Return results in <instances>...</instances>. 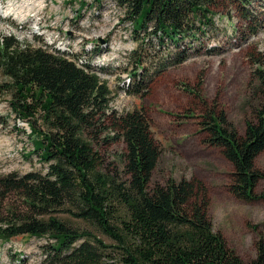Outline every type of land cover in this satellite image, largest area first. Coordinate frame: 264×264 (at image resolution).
<instances>
[{
  "label": "trees",
  "instance_id": "16d2710c",
  "mask_svg": "<svg viewBox=\"0 0 264 264\" xmlns=\"http://www.w3.org/2000/svg\"><path fill=\"white\" fill-rule=\"evenodd\" d=\"M121 1L133 32L174 47L153 76L188 58L195 41L217 29L216 15L238 32L233 9L246 22L242 38L255 33L260 21L248 7L251 0ZM41 42L21 45L12 35L0 38V92L28 124L32 149L26 157L35 153L45 165L44 172L0 174L1 240L18 235L47 239L38 264H106L116 249L120 264H264V237L246 262L214 229L199 182L182 178L150 184L159 148L144 108L118 114L109 108L110 89L89 60ZM249 60L256 106L244 132L230 126L221 110L208 108L201 122L206 141L232 164V193L244 200L255 196L263 176L255 159L264 151V50L251 53ZM141 63L136 57L129 93H143L151 80ZM116 139L124 143L120 167L100 150ZM61 212L88 223L112 244L68 225L58 217Z\"/></svg>",
  "mask_w": 264,
  "mask_h": 264
},
{
  "label": "rangeland",
  "instance_id": "374dc122",
  "mask_svg": "<svg viewBox=\"0 0 264 264\" xmlns=\"http://www.w3.org/2000/svg\"><path fill=\"white\" fill-rule=\"evenodd\" d=\"M37 1V8L30 12L33 23L24 28L20 17L1 12L0 38L12 35L21 45H40L42 40L48 47L78 54L80 59L89 60L110 89L109 108L118 114L144 108L159 148L150 184L165 185L182 178L199 182L214 229L243 261L252 260L257 240L264 237V151L255 159L256 168L263 173L254 187L255 196L252 200L241 199L230 189L231 162L218 146L206 141L201 122L208 108L221 110L230 126L242 134L246 120L254 119L256 98L249 55L264 50V0H251L248 4L260 20L255 33L242 38L247 31L246 22L233 9L230 15L238 32L228 19L216 15L217 29L195 41L182 63L168 66L156 76L152 72L169 59L174 47L168 41L159 46L157 38L143 31L133 32L121 0ZM135 49L137 53L132 57ZM138 56L142 61L140 68H145L151 80L143 93L132 94L128 81L136 70ZM7 100L8 96L0 92V174L44 172L45 165L37 154L26 157L32 149L30 129L9 109ZM100 150L106 161L122 165L121 139ZM58 217L112 244L107 236L69 212H61ZM46 240L28 235L0 239V264H38L43 258L40 246ZM106 258V264H120L117 249Z\"/></svg>",
  "mask_w": 264,
  "mask_h": 264
},
{
  "label": "bare ground",
  "instance_id": "6f19581e",
  "mask_svg": "<svg viewBox=\"0 0 264 264\" xmlns=\"http://www.w3.org/2000/svg\"><path fill=\"white\" fill-rule=\"evenodd\" d=\"M38 3L37 0H9L8 3L0 0V13L5 12L7 15L13 13L15 16L20 17L24 28L33 23V15L30 12L37 8ZM35 25H37V22Z\"/></svg>",
  "mask_w": 264,
  "mask_h": 264
}]
</instances>
